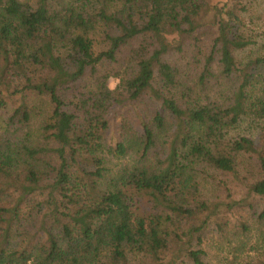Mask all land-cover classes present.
Masks as SVG:
<instances>
[{
    "label": "trees",
    "instance_id": "obj_1",
    "mask_svg": "<svg viewBox=\"0 0 264 264\" xmlns=\"http://www.w3.org/2000/svg\"><path fill=\"white\" fill-rule=\"evenodd\" d=\"M258 1L0 0V264H206L264 200Z\"/></svg>",
    "mask_w": 264,
    "mask_h": 264
},
{
    "label": "rangeland",
    "instance_id": "obj_2",
    "mask_svg": "<svg viewBox=\"0 0 264 264\" xmlns=\"http://www.w3.org/2000/svg\"><path fill=\"white\" fill-rule=\"evenodd\" d=\"M210 3H217L219 6L228 2V0H208ZM253 25L259 24L258 16L264 15V0H259L250 8ZM258 17V18H257ZM117 81L113 78L108 80V86L116 85ZM111 87V88H113ZM122 111L115 112V124L122 117ZM125 159H112L107 163L111 173L116 172L122 164H125ZM131 161V160H129ZM207 186L200 187L201 193H207ZM211 195V190H209ZM219 191L215 192L218 195ZM250 201V200H248ZM253 208L246 203L240 209H234V224L228 225L222 232L208 233L207 239L203 245L206 264H264V218H259L258 214L264 209V200L251 202ZM245 219L247 230L235 226V219Z\"/></svg>",
    "mask_w": 264,
    "mask_h": 264
},
{
    "label": "clouds",
    "instance_id": "obj_3",
    "mask_svg": "<svg viewBox=\"0 0 264 264\" xmlns=\"http://www.w3.org/2000/svg\"><path fill=\"white\" fill-rule=\"evenodd\" d=\"M109 87L111 88V87H113V85H109Z\"/></svg>",
    "mask_w": 264,
    "mask_h": 264
}]
</instances>
